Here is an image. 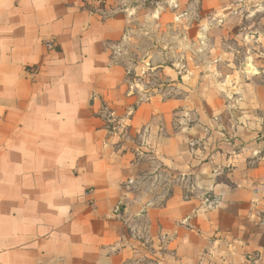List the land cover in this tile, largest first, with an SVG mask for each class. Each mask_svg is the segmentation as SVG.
I'll return each instance as SVG.
<instances>
[{
	"label": "crops",
	"instance_id": "0c3cea01",
	"mask_svg": "<svg viewBox=\"0 0 264 264\" xmlns=\"http://www.w3.org/2000/svg\"><path fill=\"white\" fill-rule=\"evenodd\" d=\"M89 1L0 0V174L15 175L0 182V205L11 206L0 209V264H264V0H201L197 26L228 35L234 20L256 33L255 73L223 40L222 77L164 69L171 97L134 111L131 128L163 131L158 167L195 178L197 194L177 184L163 202L132 190L157 164L107 141L103 106L134 101L108 47L128 25ZM206 129L214 137L193 160L188 141ZM145 234L163 238L165 254L142 256Z\"/></svg>",
	"mask_w": 264,
	"mask_h": 264
},
{
	"label": "rangeland",
	"instance_id": "374dc122",
	"mask_svg": "<svg viewBox=\"0 0 264 264\" xmlns=\"http://www.w3.org/2000/svg\"><path fill=\"white\" fill-rule=\"evenodd\" d=\"M249 5L253 6L254 2H248ZM200 7L201 0H90L86 4V8L103 17L115 14L126 17L128 26L125 38L115 44H109L108 47L112 51L115 63L125 71L127 94L134 101L123 105L121 110L103 106L100 115L104 120L107 141L113 151L131 150L149 165L157 164L154 166H157L158 171L153 172V178H148L140 182L141 184H135L132 190L137 195L154 196L158 202L165 201L177 184L183 187L187 197L197 194L195 178L193 174L190 175L189 168L176 171L165 164L158 167L161 161L155 158V149L160 143L163 131L157 127L135 130L129 126L130 119L140 104L151 102L155 98L163 102L171 97V91H166L167 74L163 70L181 73L180 76L194 77L196 75L203 82L206 72L213 68L217 75L222 77L221 72L225 70V63L221 60L220 54L227 50V46L222 45L223 40L229 45L228 51L233 56H238L234 63L237 66L245 64V69L249 64L247 70L251 73L256 72L253 64L254 54L262 55L258 45L254 44L257 43L253 38L256 33L246 26L238 25L234 20H229L232 28L228 35H225L221 26L214 28L211 26L212 29L207 30L198 28L200 22L206 20L201 17ZM241 33L243 35L240 38L246 41L244 46L237 40ZM48 43L50 42H47V48L54 50L55 46L50 48ZM176 83L184 85V82L180 80H176ZM176 94L182 96V90ZM183 113L177 117L187 121L189 114L185 111ZM205 131L207 137L188 141L189 153L193 160H202L200 153L209 147L206 141L208 143L209 138L214 137L210 133L213 130ZM216 142L213 140V144ZM2 181H15V175L0 174V182ZM3 194L5 197L13 195V190L4 189ZM89 203L93 204L91 200ZM9 208L11 206L0 205V209L4 212ZM115 209L117 214H120L122 205H118ZM142 223L143 220L137 221V231L143 229ZM138 239L143 241L140 246L143 249L139 251L142 256H148L147 259L165 254L166 245L163 238L159 243L146 234Z\"/></svg>",
	"mask_w": 264,
	"mask_h": 264
},
{
	"label": "built area",
	"instance_id": "2783aa9c",
	"mask_svg": "<svg viewBox=\"0 0 264 264\" xmlns=\"http://www.w3.org/2000/svg\"><path fill=\"white\" fill-rule=\"evenodd\" d=\"M48 45H49L50 48H53V43L52 42L48 43ZM261 222L264 223V219Z\"/></svg>",
	"mask_w": 264,
	"mask_h": 264
}]
</instances>
